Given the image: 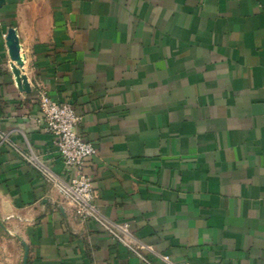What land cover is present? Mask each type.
Here are the masks:
<instances>
[{
  "label": "crops",
  "instance_id": "crops-1",
  "mask_svg": "<svg viewBox=\"0 0 264 264\" xmlns=\"http://www.w3.org/2000/svg\"><path fill=\"white\" fill-rule=\"evenodd\" d=\"M41 92L81 115L98 208L151 264H264V0H0V132L65 180ZM0 203L26 247L0 264H146L1 140Z\"/></svg>",
  "mask_w": 264,
  "mask_h": 264
},
{
  "label": "built area",
  "instance_id": "built-area-1",
  "mask_svg": "<svg viewBox=\"0 0 264 264\" xmlns=\"http://www.w3.org/2000/svg\"><path fill=\"white\" fill-rule=\"evenodd\" d=\"M8 34V33H7ZM41 118L39 120L46 134L57 138L59 156L67 168L65 180L55 176L35 155L33 150H23L12 144L6 133L0 132L2 143L11 146L21 159L33 166L54 184L63 198L73 207L75 216L82 222L94 221L114 240L124 244L134 255L146 264H151L140 253V248L130 240L128 224H116L105 219L96 203L97 193L91 177L85 173V161L97 155L91 142L79 134L82 117L70 103L52 101L45 92L39 95ZM166 264H175L168 257H162Z\"/></svg>",
  "mask_w": 264,
  "mask_h": 264
},
{
  "label": "rangeland",
  "instance_id": "rangeland-1",
  "mask_svg": "<svg viewBox=\"0 0 264 264\" xmlns=\"http://www.w3.org/2000/svg\"><path fill=\"white\" fill-rule=\"evenodd\" d=\"M14 225L15 224L12 223V220L7 217V211L5 207L0 203V258L2 260H5L12 255L17 256L16 248L19 246H23L25 257L26 247L24 242H21L20 239L14 235ZM18 252L21 251L18 250Z\"/></svg>",
  "mask_w": 264,
  "mask_h": 264
},
{
  "label": "bare ground",
  "instance_id": "bare-ground-1",
  "mask_svg": "<svg viewBox=\"0 0 264 264\" xmlns=\"http://www.w3.org/2000/svg\"><path fill=\"white\" fill-rule=\"evenodd\" d=\"M11 37H13V39H10V47H11V55H12V58H13V60L14 61H18L19 59H20V57H19V47H16V44H15V42H16V40H17V37L16 36H14L13 34H12V36ZM15 37V38H14ZM16 39V40H15ZM16 48H17V50H16ZM16 71V70H15ZM17 74L19 75V72L17 71ZM23 79H24V81H23ZM21 80V84L23 85V86H27L26 85V78L25 77H23V78H21L20 79ZM25 84V85H24Z\"/></svg>",
  "mask_w": 264,
  "mask_h": 264
},
{
  "label": "water",
  "instance_id": "water-1",
  "mask_svg": "<svg viewBox=\"0 0 264 264\" xmlns=\"http://www.w3.org/2000/svg\"><path fill=\"white\" fill-rule=\"evenodd\" d=\"M12 34L14 35V36H17V34H16V32L14 31V30H9L8 31V34H7V37H6V42H7V46H8V49H9V53H10V58H11V60L13 61V59H12V57H11V47H10V39H13V37H11L12 36ZM15 38V37H14ZM16 40V39H15ZM15 44H16V47H18V45H20L19 44V39H18V37H17V40H16V42H15ZM16 50H17V48H16ZM16 76V75H15ZM23 81H24V79H23ZM25 85V84H24ZM20 89H21V91H28L29 90V85L28 86H23L22 88L20 87Z\"/></svg>",
  "mask_w": 264,
  "mask_h": 264
}]
</instances>
